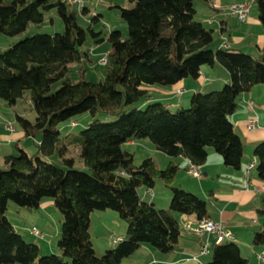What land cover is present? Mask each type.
Listing matches in <instances>:
<instances>
[{"label":"trees","instance_id":"trees-1","mask_svg":"<svg viewBox=\"0 0 264 264\" xmlns=\"http://www.w3.org/2000/svg\"><path fill=\"white\" fill-rule=\"evenodd\" d=\"M128 2L120 7L128 36L123 38L119 30L109 32L105 77L91 82L82 76L74 81L68 75V65L81 59L78 47L86 35L72 5L64 0H0L4 35L21 34L31 24L39 26L44 13L52 9L64 24V32L34 33L0 52V101L14 107L27 98L34 121L16 112L14 118L23 138L40 134L34 154L17 141L18 153L4 155L0 164V264H122L143 244L172 252L178 248L181 232L177 215L208 218L204 198L172 184L181 168L175 159L201 166L212 147L224 166L241 168L244 144L230 115L239 107L240 95L254 85L260 84L264 93V42L257 56L213 48V29L195 18V0ZM251 4L264 35V0H251ZM81 11L85 14L88 9L83 5ZM216 63L227 70L229 81L219 89L192 92L188 108H170L151 99L145 88L196 79L201 66ZM53 84L58 88L52 90ZM99 113L108 120L99 118ZM81 114L91 117L88 125L77 135L61 137L58 124ZM143 138L170 158L164 168L151 157L135 166L133 154L122 148ZM74 145L84 169L76 168L74 158L67 156ZM54 154L58 162L46 159ZM252 155L256 175L264 180V140L254 146ZM157 180L171 192L167 209L157 208L138 193L140 187L152 189ZM45 199L52 200L62 216L55 254H41L39 246L25 240L5 214L10 202L17 211H35ZM106 210L116 212L126 230L99 256L91 241L90 215ZM257 215L262 223L253 234V245L264 244V200ZM211 252L206 264L248 263L233 240L212 245Z\"/></svg>","mask_w":264,"mask_h":264},{"label":"crops","instance_id":"crops-1","mask_svg":"<svg viewBox=\"0 0 264 264\" xmlns=\"http://www.w3.org/2000/svg\"><path fill=\"white\" fill-rule=\"evenodd\" d=\"M245 2H251V0H204L206 4L204 5L206 8V17L210 24L209 28L213 29V48L226 47L234 50H241L254 56L258 55L259 49L264 42V35L262 25L257 18V13L250 10L247 19L245 21H240L230 14L228 10L231 5ZM200 21L202 22V20ZM224 44L226 46H224ZM228 81L229 74L227 70L216 63L213 66H201L199 76L196 79L185 78L174 85H151L145 86V88L149 90L151 99H159L165 102L168 107L175 108L177 106H182V103L184 105L192 92H206L219 89ZM261 91H263L261 85L257 84L254 85L249 92L241 94L238 98L239 107L230 115V120L234 124L235 131L242 140L244 137L249 152L253 151L256 144L264 140V101L259 102L258 107H256L257 105L255 102V96L260 94ZM248 100L253 101V108L247 105ZM146 102L147 100L143 102L142 105ZM1 104L5 103L1 101ZM251 115L257 116L260 126L254 131H249L246 128V120ZM8 121L10 120L8 119ZM9 127H12V130L9 129ZM3 131L6 132L7 135H0V138H3L4 142L7 144L20 141L24 136L23 130L16 121L6 124ZM38 139L40 140V137ZM1 145L2 144H0V146ZM4 155L6 154H0V164L3 162ZM216 156L208 149L206 162L201 166H197L201 172V177L199 178L187 172V168L190 164L187 159H175V161L180 164L181 168L175 174L173 183L177 178L178 180L181 179L174 185L193 192L206 200L208 218L215 222H221L224 227L233 233V241L239 245L241 255L248 260L247 264H264V244L253 245L251 242L254 232L260 228L262 223V218L259 220L256 218V215L257 209L262 207L264 200V193L255 191L253 186L255 184L264 183V180L258 179L256 172L252 175V170L254 168L246 175L245 171L247 164L252 161H248L244 155L239 170L222 165L221 158L218 155ZM212 160H214L216 164L215 167H212ZM169 161L170 158L167 157L165 163L168 164ZM253 161L256 164L255 158ZM179 172L182 174L178 175ZM169 199L170 198L167 199V202ZM164 202L165 205H167L166 199ZM52 205V200L42 202L39 208L33 212L25 210L17 211L15 206L11 207L8 205L5 214L13 227L25 238V233H23V231L29 228L31 222L38 224L45 223L41 221L44 219L41 218L40 215L42 216L46 213H43L44 211L41 212V208L45 210L47 206ZM53 214L56 217V221L61 223V214L56 213L54 209L50 213V216L53 217ZM177 218L181 232L178 240V248L176 250L169 253H162L148 244H143L131 256L124 258L122 264H206L209 262L212 258L211 249L206 253H200V239L190 234L186 228L187 224H195L197 220L196 215L180 214L177 215ZM120 220L121 219H119L117 215H114L112 211L92 212L89 224L91 239L93 224L95 222V225L97 224L102 227L104 235L109 236L110 242L107 244L108 247H113L115 245L113 239L116 237H123L126 230V225H122L123 223L121 222L123 221ZM116 228L117 231H119L118 235L114 234ZM59 233L57 228L55 235L57 234L59 236ZM58 236L56 238V243ZM27 241L36 243L33 240ZM91 241L93 247L96 249L93 240ZM48 251L59 253V249L56 244L54 246V243L48 246V248L46 247L43 250L40 249L41 254H46Z\"/></svg>","mask_w":264,"mask_h":264},{"label":"rangeland","instance_id":"rangeland-1","mask_svg":"<svg viewBox=\"0 0 264 264\" xmlns=\"http://www.w3.org/2000/svg\"><path fill=\"white\" fill-rule=\"evenodd\" d=\"M81 3L82 6L84 5L88 9L87 13L85 14L82 13L81 5L80 6L72 5L71 8L76 13V21L78 25L86 33L85 41L81 46L78 47V49L81 52V59L77 62H72L68 65V75L74 81H77L82 76V78L86 81L98 82L104 79L105 71H106V66L101 65L99 61L100 59L105 57L107 53L110 51V43L106 40L107 35L112 30H119L122 33L123 38H127L128 36L126 24L124 20L121 18L120 7L128 6L129 2L128 0H81ZM204 5H206L204 3V0H195V7L197 10L195 18L198 20H202L203 26L205 28H209L210 24L208 23V18L206 17V8ZM251 8H252L251 9L252 12L256 13L255 6L251 5ZM95 15H100L97 20L92 18ZM89 28L93 32L98 34L96 36L92 35ZM56 32H64V24L61 18L56 14L55 10L52 9L44 13V21L39 26L31 24L27 27L25 32L15 36H7L0 33V52L6 50L13 43L27 36H30L34 33L53 34ZM97 38H103V40L98 42L96 41ZM57 88H58V84L52 85V90H55ZM261 101H264L263 91H261L260 94L255 96V102L257 105L256 107L259 106V102ZM182 106L184 108H188L189 99H187V102L184 103V105L182 103ZM142 108H144V106ZM0 111H1L0 135H7V133L4 132L3 130L6 127V124L16 121L14 120L15 112L27 118L30 121H34L35 119V112L31 108L27 98H23L19 100L14 107H9L7 106V104H1L0 101ZM98 117L103 120H108L103 113H99ZM8 119L10 121H8ZM90 121H91V117L89 116V114H81L73 118L67 119L65 121H62L58 124L60 136L63 137L68 134L70 136L77 135L81 130H83L88 125ZM39 137L40 134L36 135L35 138H31V137L23 138L18 142V146L23 150L27 151L30 155H32L37 151V145L39 144V139H38ZM242 141L244 142V148H245L244 156L248 159V161H253L254 158L252 155V151L249 152L248 145L244 137ZM16 142H13L12 144H7L4 142L3 138H0V144H2L0 146V154L1 153L17 154L18 151L15 147ZM77 147L78 146L75 145L71 146L67 156H71L72 158H74V164H75L74 166L76 168L84 169L79 158V149ZM122 148L133 154V164L135 166H138L143 159L148 157H151L154 160H156L159 168L161 169L164 168L167 164L165 163V161H167V156L162 152L158 151L148 138L136 139L133 140L132 142H126L122 145ZM208 149L209 151H211L213 155L215 156L218 155L213 150L212 147H209ZM46 159L53 162L59 161L58 156L56 154ZM211 162H212V167L213 166L215 167L216 164L214 160H212ZM181 172H179L178 175L182 174ZM254 173L255 170L253 169L252 175ZM179 180L177 178L172 184L174 185L175 183H178ZM150 191L153 192V195L149 194ZM138 193L143 200L150 202L153 201L157 208L167 209L169 207L170 199L168 202L167 199L171 198V192L169 188H167L161 180H157L152 189H146L144 187L138 188ZM165 199L167 205H165L164 202ZM48 200L49 199H45L42 202ZM9 206L14 207L15 204L10 202ZM53 209L54 211H56V213H60L57 210V208L53 205L47 206L45 210L41 208V212L44 211L43 213H46L48 215V216L46 214H43L42 216L40 215V217L44 219L41 221L45 223L38 224L31 222L29 224V228L26 231H23V233H25V240H33L34 242H36V244L40 247L41 250H43L46 247L48 248V246H51V244L53 243L55 246L56 238L58 236L57 234L55 235L56 229L58 228L59 232L61 229V223L56 221V217L54 216V214L53 217L50 216V213L52 212ZM108 211H112V210H108ZM112 213H114V215H117V217H119L116 212L112 211ZM256 216L257 219L259 220L261 219L260 217H258V215ZM121 223H123L122 225H125L124 222ZM32 226H35V228L39 232L42 230L41 231L43 233L42 236L34 235L31 231H29ZM115 230L116 231H114V234L118 235L119 231H117V228ZM91 240H93L96 246V249L94 247V250L96 254L99 256L102 255L105 252V250L110 248L107 245L110 242L109 236L108 235L105 236L102 227H100V225L97 224L95 225V222L93 224ZM52 253L54 252L48 251V253L46 254H52Z\"/></svg>","mask_w":264,"mask_h":264},{"label":"built area","instance_id":"built-area-1","mask_svg":"<svg viewBox=\"0 0 264 264\" xmlns=\"http://www.w3.org/2000/svg\"><path fill=\"white\" fill-rule=\"evenodd\" d=\"M70 5H77L80 6L81 0H64ZM82 8V5H81ZM229 13L234 15L238 20L245 21L250 13L251 10V2H245V3H239L236 5H231L228 8ZM224 46H226L224 44ZM99 63L101 65L106 66L107 65V57H103L100 59ZM247 105L250 108H253L254 103L252 100L247 101ZM259 122L256 115H251L246 120V128L249 131H254L255 129H258ZM9 129L12 130V127H9ZM255 166V162H249L246 167V175L249 174L250 170L253 169ZM187 172L191 175L199 178L201 177L200 170L192 165L189 164L187 168ZM255 191H259L264 193V183L255 184L253 186ZM150 195H153V193L150 191ZM186 228L190 232V234L194 235L195 237H198L200 239V253H206L208 252L212 245L219 244L228 240H233L234 235L233 233L223 226L221 222H215L209 218H201L197 219L195 224H187ZM34 235L42 236V233H40L35 227H32L30 230ZM120 240V237H116L113 239V242L116 243ZM264 258V257H263Z\"/></svg>","mask_w":264,"mask_h":264}]
</instances>
